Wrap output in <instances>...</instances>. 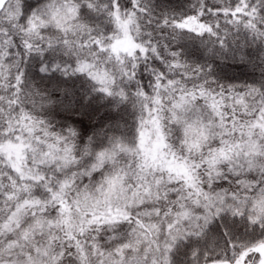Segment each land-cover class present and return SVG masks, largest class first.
<instances>
[{"label":"snow or ice","instance_id":"snow-or-ice-1","mask_svg":"<svg viewBox=\"0 0 264 264\" xmlns=\"http://www.w3.org/2000/svg\"><path fill=\"white\" fill-rule=\"evenodd\" d=\"M130 7L112 14L125 33L148 18L142 43L112 45L130 70L79 63L93 83L54 119L33 81L67 68L27 0H0V264H264V0ZM184 40L260 79L213 73Z\"/></svg>","mask_w":264,"mask_h":264},{"label":"clouds","instance_id":"clouds-1","mask_svg":"<svg viewBox=\"0 0 264 264\" xmlns=\"http://www.w3.org/2000/svg\"><path fill=\"white\" fill-rule=\"evenodd\" d=\"M27 3L45 21L41 30L44 39L40 42L44 52L54 63L67 68L66 74L58 72L50 80L41 82L37 77L33 81L34 87L50 97L54 119L59 118L55 116L57 110L68 115L79 108L82 95L93 83L86 73L75 72L79 63H87L96 70L106 71L119 82L121 72L130 70L127 65L132 58L122 51L120 61H117L112 54V45L117 41H128L129 38L130 43L140 44L147 30L145 26L148 18L144 14L135 15L134 21L128 25L127 33L117 26L112 14L118 13L121 20L127 19V14L132 12L130 0H27ZM183 4L184 0H141V6L155 12ZM182 43L185 55L190 54L192 62L199 60L201 65L211 66L217 75L225 73V69L231 65L230 61L209 54L198 41L184 40ZM39 59H43V56ZM133 62L142 61L138 58ZM48 75L51 76V73ZM260 76L261 72L253 78L260 79ZM65 106H68L67 111Z\"/></svg>","mask_w":264,"mask_h":264},{"label":"trees","instance_id":"trees-1","mask_svg":"<svg viewBox=\"0 0 264 264\" xmlns=\"http://www.w3.org/2000/svg\"><path fill=\"white\" fill-rule=\"evenodd\" d=\"M187 2L188 0H184V4ZM261 71L259 67L252 64L248 66L229 65L225 69V74L238 79H251Z\"/></svg>","mask_w":264,"mask_h":264}]
</instances>
